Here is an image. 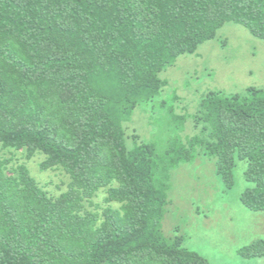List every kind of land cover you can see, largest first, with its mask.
<instances>
[{"label": "trees", "instance_id": "obj_1", "mask_svg": "<svg viewBox=\"0 0 264 264\" xmlns=\"http://www.w3.org/2000/svg\"><path fill=\"white\" fill-rule=\"evenodd\" d=\"M227 22L264 39V0H0V149L68 176L53 193L0 155V264H209L161 229L172 170L200 152L228 186L246 161L242 202L264 211V89L207 94L199 132L173 118L161 147L127 136L161 71Z\"/></svg>", "mask_w": 264, "mask_h": 264}, {"label": "rangeland", "instance_id": "obj_2", "mask_svg": "<svg viewBox=\"0 0 264 264\" xmlns=\"http://www.w3.org/2000/svg\"><path fill=\"white\" fill-rule=\"evenodd\" d=\"M166 81L160 93L141 103L127 123V136L163 146L177 134L169 126L184 117L182 138L199 132L195 115L209 93L245 95L250 88L264 89V39L253 36L245 26L225 23L215 38L205 40L194 53L180 55L160 73ZM130 131V132H129ZM138 139V141H139ZM14 155L25 162L32 175L51 192L64 190L68 176L59 168L42 170L43 155L26 160L20 152L0 149V155ZM247 162L237 159L234 183L227 185L217 159L200 152L181 162L170 175L168 204L161 224L169 238L206 258L209 264H264V256L241 253L264 240V211L244 205L242 195L251 185L245 178ZM104 192L97 198L103 201Z\"/></svg>", "mask_w": 264, "mask_h": 264}]
</instances>
